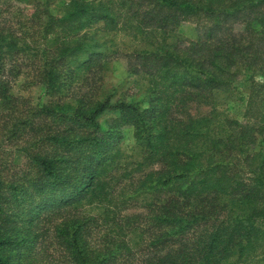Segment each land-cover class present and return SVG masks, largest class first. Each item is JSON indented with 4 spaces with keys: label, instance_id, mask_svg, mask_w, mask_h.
Masks as SVG:
<instances>
[{
    "label": "trees",
    "instance_id": "obj_1",
    "mask_svg": "<svg viewBox=\"0 0 264 264\" xmlns=\"http://www.w3.org/2000/svg\"><path fill=\"white\" fill-rule=\"evenodd\" d=\"M51 2L2 26L0 0V264H264V0ZM110 53L144 95L92 86ZM25 66L45 103L19 102ZM219 92L245 95L242 119ZM193 100L212 111L192 117Z\"/></svg>",
    "mask_w": 264,
    "mask_h": 264
},
{
    "label": "rangeland",
    "instance_id": "obj_2",
    "mask_svg": "<svg viewBox=\"0 0 264 264\" xmlns=\"http://www.w3.org/2000/svg\"><path fill=\"white\" fill-rule=\"evenodd\" d=\"M38 1V0H37ZM37 1L35 0H9L10 4L6 6V13L3 20L2 26H12L20 21V19L30 16L31 13L35 12ZM43 1V0H42ZM51 5L49 8L53 9L57 0H51ZM37 20V19H36ZM38 21V20H37ZM22 22V21H21ZM177 34L187 42H191L198 38L197 27L192 22L182 23L177 29ZM105 35V31H99V38ZM114 35V36H113ZM112 37L116 39L117 44L121 51H130L135 45L132 43L128 36L123 35L121 32L114 33ZM44 43V41H43ZM111 46V44H109ZM122 53H110L109 59L111 63L109 68L105 70L104 73H100L98 66L95 67L89 75V78H93L91 82L92 86H100V94L110 93L115 90V98L120 97H140L145 94L146 91V81L142 80L139 85L133 84L135 78L131 77L127 72V59L121 55ZM25 64V63H24ZM22 74L15 81L13 86L14 92L19 96V102L21 100L31 102L32 104H42L48 99L45 94L42 84L38 83L37 78L34 79V71L28 67H23ZM10 71V67H9ZM26 72V73H25ZM261 77L257 78L260 79ZM261 80V79H260ZM103 83V84H102ZM78 83L77 85H79ZM102 87V88H101ZM87 88V87H86ZM241 89V84L236 88L239 92ZM228 99L225 93H217L213 100L218 106V110H226L230 115L235 116L239 119L243 118V114L246 109V97L241 93ZM18 102V104H19ZM28 103L24 102V105ZM212 111V107L206 104L198 103L193 100L189 103V108L187 112L194 118H200L209 114ZM185 118L184 116H181ZM116 119L114 112H107L100 117V122L102 127L106 129L108 126L113 124ZM186 119V118H185ZM119 136H122L120 141V147L122 152L128 159L140 158L141 150L138 147L135 137L134 129L132 126L125 125L118 128Z\"/></svg>",
    "mask_w": 264,
    "mask_h": 264
}]
</instances>
